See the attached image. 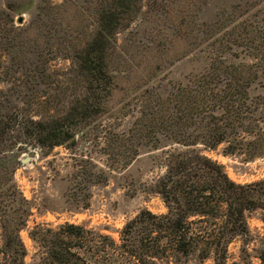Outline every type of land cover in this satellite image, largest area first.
<instances>
[{"label": "trees", "instance_id": "obj_1", "mask_svg": "<svg viewBox=\"0 0 264 264\" xmlns=\"http://www.w3.org/2000/svg\"><path fill=\"white\" fill-rule=\"evenodd\" d=\"M206 1L54 6L52 17L64 26L61 58L70 62L64 81L53 84L36 112L30 101L22 107L0 101V264H26L20 231L31 202L14 177L20 154L39 146L44 154L55 146L75 151L80 141L101 143L107 162H135L147 153L162 172L146 190L164 211L143 208L118 240L84 224L37 223L29 236L45 263L227 264L230 243L250 236L246 213L264 212V178L237 182L206 152L223 145L224 154L238 157L263 153L257 144L264 140V35L248 30L247 20L201 17ZM134 23L137 30L120 47L118 35ZM180 42L186 49L171 55ZM190 54L188 72L177 78L163 72ZM255 249L264 263V242Z\"/></svg>", "mask_w": 264, "mask_h": 264}, {"label": "rangeland", "instance_id": "obj_2", "mask_svg": "<svg viewBox=\"0 0 264 264\" xmlns=\"http://www.w3.org/2000/svg\"><path fill=\"white\" fill-rule=\"evenodd\" d=\"M61 2L0 0V101L18 107L26 106L23 100L30 101L31 110L36 112L42 107L38 102L41 104L53 93V84L64 81L70 67V62L61 58L64 26L60 19L52 17L54 6ZM215 13H221L225 23L247 20L248 30L258 32L259 37L264 35V0H207L201 17L208 20ZM137 28L134 23L118 35L120 47L130 30L134 32ZM172 49L171 55H177L186 47L180 42L172 45ZM240 50L241 55L248 54L246 49ZM191 58L190 54L175 59L165 64L163 72H168V77L182 76L190 69ZM35 86L37 91L33 90ZM259 91L264 95V86ZM100 144L90 142L82 146L80 141L78 150L55 146L47 154H44L46 148L39 146L20 154L19 160L26 155L32 157L26 164L20 162L14 175L23 195L31 202L26 226L20 231L27 250L26 264H47L43 249L29 236L37 223L84 224L118 240L123 225L143 208L164 211L160 198L146 190L147 182L162 172V168L151 162L147 153L139 155L135 162H107ZM257 146L263 153H257L254 158L224 154L223 145L206 154L220 162L233 180L248 183L264 178V140ZM263 218L262 210L246 213L250 236H238L230 243L227 264H264L255 249L264 242ZM171 264L214 262L208 258L202 262L191 259Z\"/></svg>", "mask_w": 264, "mask_h": 264}, {"label": "water", "instance_id": "obj_3", "mask_svg": "<svg viewBox=\"0 0 264 264\" xmlns=\"http://www.w3.org/2000/svg\"><path fill=\"white\" fill-rule=\"evenodd\" d=\"M31 159H32V157L26 155L25 157H23V158L20 159V162H21L22 164H26V163L29 162Z\"/></svg>", "mask_w": 264, "mask_h": 264}]
</instances>
